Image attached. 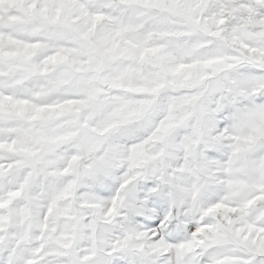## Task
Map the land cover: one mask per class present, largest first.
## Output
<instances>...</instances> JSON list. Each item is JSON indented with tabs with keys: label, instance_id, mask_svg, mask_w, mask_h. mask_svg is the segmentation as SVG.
I'll return each instance as SVG.
<instances>
[{
	"label": "clouds",
	"instance_id": "obj_1",
	"mask_svg": "<svg viewBox=\"0 0 264 264\" xmlns=\"http://www.w3.org/2000/svg\"><path fill=\"white\" fill-rule=\"evenodd\" d=\"M0 264H264V0H0Z\"/></svg>",
	"mask_w": 264,
	"mask_h": 264
}]
</instances>
